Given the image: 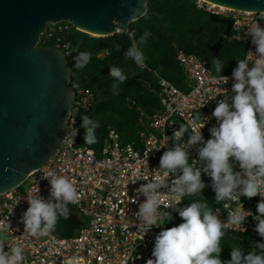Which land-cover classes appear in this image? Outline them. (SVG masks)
<instances>
[{
	"label": "built area",
	"instance_id": "built-area-1",
	"mask_svg": "<svg viewBox=\"0 0 264 264\" xmlns=\"http://www.w3.org/2000/svg\"><path fill=\"white\" fill-rule=\"evenodd\" d=\"M195 3L198 8L232 21L233 35L229 39L245 43L244 59L249 51L255 53L256 46L247 33L249 26L256 23L264 28V20L259 17L260 11L236 10L206 0H196ZM73 27L76 28L68 21H58L49 23L44 31L46 40L55 38L56 46L64 52L68 62L72 60V47L65 40ZM102 55L103 53L99 54ZM176 59L182 68L187 91L179 89L154 72L160 86V104L147 116L146 129L139 132L137 140L122 143L118 132L109 128L98 151L86 145H76L73 132L79 130L81 117L89 116L95 96L91 89L74 85L67 132L52 157L45 165L30 172L22 184L0 193V237L5 243V252L10 247L21 245L25 257L23 264H69L72 258H76L77 264H122L126 257L127 264H146L152 258L155 237L161 230L168 228V225L166 223L153 227L143 237L135 213L145 198L137 196L136 190L148 182L143 180L145 177L152 180L160 174L157 171L160 158L164 151L174 146L172 135L181 124L189 129L180 141L184 143L189 138L190 131L206 122L207 117V123L201 132L204 140L210 139L209 129L217 123L212 112L217 102L224 98L220 94L226 89L228 95L233 94L232 72L222 75L229 77L228 82L223 84L220 75L214 74L207 61L197 55L178 51ZM145 67L144 64L142 68ZM214 95L218 96L210 100ZM198 114L199 120L196 119ZM193 159L198 160L195 148L190 150V162ZM230 162L234 164L235 171H241L234 159ZM47 171L74 180L81 194L79 202L73 206L76 213L84 217L85 224L71 237L61 236L55 231L39 237L24 234L21 217L29 207L27 198L38 195L44 199L49 198L50 183L42 178ZM174 178L176 177L170 176L169 182ZM202 179L206 185L202 192H210L215 199L211 178L202 173ZM261 199L264 197L259 195L251 199L240 197V203L245 211L258 215L257 204ZM161 200L162 204H174L173 200L165 196ZM183 201L184 199L176 208H182ZM216 203L213 211L224 222L227 221L228 212L240 206L238 200ZM161 210L169 211L171 215L178 213L171 208L162 207ZM257 223L253 216H248L242 225L245 232L242 228L228 230L248 234L251 241L257 243L264 240L254 230Z\"/></svg>",
	"mask_w": 264,
	"mask_h": 264
},
{
	"label": "clouds",
	"instance_id": "clouds-1",
	"mask_svg": "<svg viewBox=\"0 0 264 264\" xmlns=\"http://www.w3.org/2000/svg\"><path fill=\"white\" fill-rule=\"evenodd\" d=\"M138 11L133 9L129 19H134ZM259 17L264 20V11L259 12ZM247 34L256 46L255 53L249 51L245 59L237 60V67L232 72L233 94L228 95L227 89L220 94L224 98L217 102L212 112L217 123L209 129L211 138L204 140L201 132L207 117L206 122L190 131L184 143L180 141L189 129L181 124L172 135L174 146L164 151L160 158L157 170L160 174L152 180L145 177L143 180L148 182L136 190L137 196L145 198L135 213L143 237L153 227H160L173 219L169 211L161 210L162 207L178 211L183 220L178 226L165 228L156 235L152 258L146 264H264V243L258 242L259 254L249 251L244 255L241 248L232 247L230 260L222 261L220 258L221 240L226 230L242 228L245 232L242 225L248 216L258 221L254 230L264 238V199L257 204L258 215L245 211L240 203V197H264V28L256 23L249 26ZM148 35L145 33L141 36L139 43H145ZM129 36L132 44L124 53L125 59L130 58L138 67H143L144 54L134 35L130 33ZM115 47L117 51L120 50L119 45ZM90 59V53H79L74 57L75 67L84 68ZM212 64L215 71L221 73L224 66L220 60L213 59ZM109 75L120 83L127 79L123 70L115 66L110 68ZM220 79L225 84L229 77L220 75ZM115 88L113 84L114 92ZM217 96H212L210 100ZM196 119H200L199 114ZM98 127L99 123L90 117H81L85 143H96L95 130ZM77 134L78 130L73 132L74 136ZM193 148L198 153V160L190 162V150ZM232 159L238 163L241 171L234 170V164L230 162ZM202 173L211 178L217 202L239 201L240 206L228 212L226 222L219 218L206 201L191 202L188 206L176 208L185 196L202 193L206 187ZM170 176L176 178L169 182ZM42 178L50 183L49 198L44 199L39 195L27 198L29 207L21 217L24 234L31 237L54 232L58 220L61 217L68 218V205H76L81 198L75 181L67 176L47 171ZM162 196L173 200L174 204H162ZM4 248L5 243L0 237V264H23L25 257L21 245L10 247L7 252ZM127 259L122 264H127ZM69 264H77L76 258H72Z\"/></svg>",
	"mask_w": 264,
	"mask_h": 264
},
{
	"label": "water",
	"instance_id": "water-1",
	"mask_svg": "<svg viewBox=\"0 0 264 264\" xmlns=\"http://www.w3.org/2000/svg\"><path fill=\"white\" fill-rule=\"evenodd\" d=\"M242 11H264V0H206ZM147 0H0V193L45 165L67 132L73 103L71 69L57 46L39 45L49 23L68 21L92 36L128 29ZM139 9L135 13L132 10ZM231 31L232 21L210 13ZM222 39L211 46L217 57ZM55 232L71 237L84 226L73 205ZM264 242V240H263Z\"/></svg>",
	"mask_w": 264,
	"mask_h": 264
},
{
	"label": "trees",
	"instance_id": "trees-1",
	"mask_svg": "<svg viewBox=\"0 0 264 264\" xmlns=\"http://www.w3.org/2000/svg\"><path fill=\"white\" fill-rule=\"evenodd\" d=\"M196 0H147V10L143 16L129 23L128 29L110 36H92L73 27L65 42L72 47L70 86L79 84L91 89L95 102L89 110V116L99 123L95 130L96 143L84 142V129L79 124L75 137L76 145L89 146L98 151L107 136L109 128H114L122 143L137 140L139 132L146 129L147 116L159 107L158 79L154 72L169 80L179 89L187 91V85L180 63L176 59L178 51L193 53L206 60L213 73L223 75L233 72L237 60L244 59L245 43L238 39H229L233 31L224 34L226 26L211 20L210 13L198 8ZM134 35L140 50L144 54L145 68L138 67L132 59H125L124 53L132 44L129 34ZM149 33L146 42L140 44V38ZM222 39V44L215 57L211 46ZM39 45L56 46L55 38L45 39L40 36ZM115 45L120 46L117 51ZM81 52L91 54L89 63L84 68H76L74 57ZM103 53L102 56H99ZM219 59L224 66L217 73L212 64ZM123 70L127 79L120 83L110 77L111 67ZM113 84L116 85L115 92ZM206 201L214 210L216 201L213 195L204 191L195 196L184 198L182 208L191 202ZM83 220L84 217L78 215ZM173 219L167 222L168 228L183 223L178 213L172 214ZM258 243H264L260 240ZM222 261L231 259L232 247H239L247 255L249 251L259 248L252 242L248 234L226 230L221 240Z\"/></svg>",
	"mask_w": 264,
	"mask_h": 264
}]
</instances>
